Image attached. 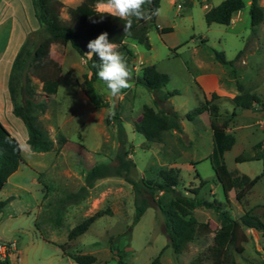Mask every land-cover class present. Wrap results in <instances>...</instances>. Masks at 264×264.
I'll return each instance as SVG.
<instances>
[{
  "label": "rangeland",
  "instance_id": "rangeland-1",
  "mask_svg": "<svg viewBox=\"0 0 264 264\" xmlns=\"http://www.w3.org/2000/svg\"><path fill=\"white\" fill-rule=\"evenodd\" d=\"M60 1L63 6L59 14L67 19L66 7L77 0ZM219 1L191 0L187 3L186 0H159L153 20L146 21L144 41L127 38L124 42L132 52L128 62L133 73L130 81L132 86L124 89L118 98H113L98 78L92 81V86L105 101L102 105L104 111H117L118 119L115 120L121 126L124 144L128 143V154L135 164L131 170L134 179L144 177L158 180L159 169L173 167L178 178L176 188L182 193L193 195L191 189L195 188V196L208 200L215 198L230 215L236 217L241 209H245V197L241 203H233L232 186L228 181L223 186L218 182L206 157L211 149L207 111L203 110L201 117L195 115L188 119L184 116L185 112L210 94H204L195 81V75L203 70L197 65L199 59L213 62L209 64L216 68L221 66L218 73L219 81L223 85L236 90L237 81L244 89L254 91L264 103V19L256 25L253 41H250L246 7L242 22L233 25L205 22L204 7L215 5ZM155 25L170 26L171 30L161 33ZM38 36V28L29 32L26 36L29 45ZM248 42L250 46L245 49ZM59 48L60 44L57 45V49ZM242 48L244 51L235 58L237 50ZM212 50L222 51L225 58L232 59V64L226 66L218 63ZM78 55L68 43L64 51L63 72L56 96L58 104L55 116L60 121L80 104L79 99L71 94L74 90V78L71 77L68 67L71 64L79 65ZM85 56H81L84 63ZM146 63H153L158 70L166 72L168 78L161 87L162 90L176 89L177 92L168 97L167 103L176 111L181 125L179 131L166 130L160 141L149 142L147 145L142 134L131 125L140 114L142 104L158 107L153 104V92L134 81V77L140 73V66ZM130 64H135V68ZM79 66L86 68L85 65ZM216 93L219 96L214 101L218 104L219 111L230 112L231 101L224 97V92L218 90ZM241 112L242 108L236 107L235 115L228 122L236 140L223 151L222 156L230 174L246 173L252 176L261 172L262 160L250 158L235 161L234 156L250 152L249 143L252 140L264 141V127L253 123L250 127L253 133L245 140V127H235L248 121L253 122L258 117L245 118ZM258 119L264 122V113ZM106 124L109 127L104 132L105 144L99 152L87 154L75 144H68L60 153L57 152L61 146L43 153L30 149L29 146L20 149L22 160L10 177L18 185L5 182L0 189V199L6 200L0 211V237L13 238L18 243L16 253L10 256L12 262L68 264V260L59 255L61 244L65 251L94 255V260L89 264H149L150 259L157 254L161 264H189L198 251L211 243L216 231L226 232L228 225L218 222L217 213L212 208H192L191 213L195 218L206 222L209 229L188 241L175 258L171 248L165 245L167 239L163 232L162 212L148 193H143L148 204L138 220L131 223L132 191L129 183L121 177L99 178L77 199H67L66 194L76 191L82 184L84 170L91 164L114 162L112 156L118 145L116 125L113 122ZM70 125L65 130L69 139L86 148L98 147L104 138L102 134L93 132L89 124L83 123L81 138L78 139ZM256 186L264 188V180L257 181ZM154 196L165 199L170 196V192L158 190ZM98 209L101 214L83 232L71 238L67 237L68 230L75 223ZM253 209L258 213L262 211L260 218L264 221V204H256ZM244 232V249L234 253L236 264H264V235L251 227H245ZM118 257L121 261L117 260Z\"/></svg>",
  "mask_w": 264,
  "mask_h": 264
},
{
  "label": "trees",
  "instance_id": "trees-1",
  "mask_svg": "<svg viewBox=\"0 0 264 264\" xmlns=\"http://www.w3.org/2000/svg\"><path fill=\"white\" fill-rule=\"evenodd\" d=\"M101 0H80L74 6H67V19H63L59 10L63 6L60 0H31L33 15L38 23V39L28 43V38L20 43L18 49L11 60L7 88L11 99V112L18 116L26 130V143L30 149L46 151L57 149L65 141V136L57 131L53 139L49 137L46 129L41 125L38 114L41 113L46 101L42 93L53 94L57 88V79L60 72L59 63L47 56H43L45 50L51 43L64 45L69 43L74 50L84 56L88 50L87 43L95 39L100 33L107 32L108 39L118 46V50L129 62L132 52L125 46V39L144 41L147 31V22L133 18L130 35L124 34V20L104 14L100 16V10L95 9L94 3ZM191 0H186L189 3ZM159 0H151L150 4H145V9L156 12ZM243 6V0H220L212 6L205 7L203 18L206 23L216 22L227 24L234 10ZM250 41H253L255 27L264 18V6L258 0H249L248 3ZM155 15V14H154ZM152 15L149 21L154 18ZM148 21V20H147ZM155 27L160 31L171 30L170 26ZM249 42L245 44L248 48ZM244 48L237 50L235 58L239 57ZM214 59L226 66L232 64V59L225 58L222 51L212 50ZM86 57V56H85ZM98 62V57L91 59L86 57L85 65L88 73L84 72L78 82L79 87L94 106H101L105 101L95 91L92 81L97 79L96 69L93 63ZM167 74L158 70L153 63H146L140 66L139 75L134 77V81L144 85L153 92L154 108L148 104L141 105L140 117L132 122V128L144 137L145 145L149 142L160 141L164 131L175 129L179 131L181 125L176 111L167 103L170 95L176 93V89L162 90L161 87L167 81ZM236 90L228 98L232 103L230 112L221 113L218 104L214 101L219 95L211 91L208 98H204L201 103L194 106L184 113V116L191 119L203 110L208 113L209 127L211 129V149L207 158L214 171L218 182L223 186L227 181L233 189V203H241V199L247 189L260 177L264 178V144L256 142L250 152L238 153L234 156L235 161L258 158L262 160V170L258 174L248 176L246 174H230L223 161V151L228 149L234 141V136L230 130H226L228 122L235 115V108H254L264 109V103L254 91L245 90L236 81ZM16 94L18 98H16ZM165 105V106H164ZM117 111L107 113L104 116L105 123L116 125V139L118 145L112 156L114 162H97L91 164L84 170L83 182L76 191L68 192L66 198L77 199L87 187L93 185L94 181L107 176L121 177L129 183L133 197V214L131 223L138 220L145 206L148 204L143 193H148L156 206L163 215V232L166 236V244L171 248L173 255L176 256L183 249L188 241L193 240L200 232L209 229L208 224L198 221L191 213V209L197 206L210 207L217 213L218 222L221 225H228L224 233L216 231L212 236V241L204 249L198 251L191 259L189 264H236L234 253L242 252V242L246 239L245 227L254 228L264 235V221L252 212L251 208L241 209L236 217H233L221 206L220 201L215 198L205 199L195 196V188L191 189L193 195L182 193L176 188L177 174L173 167L158 170L159 179L139 177L134 179L131 170L135 164L128 154V143L124 144L125 139L121 134V126L115 119H118ZM116 121V122H115ZM55 143V144H54ZM22 160L20 147L17 139L0 122V189L6 177L16 169ZM195 173H197L195 171ZM158 190L170 192V196L162 199V196H154ZM6 200L0 199V211ZM101 214V210L84 217L75 223L67 232V237H74L83 232L95 217ZM59 247L76 264H89L94 260V255L90 253H71L65 251L61 244ZM160 253V251H159ZM121 261L120 258H117ZM0 264H9L7 257L0 260ZM149 264H161L158 254L152 257ZM177 264V263H176Z\"/></svg>",
  "mask_w": 264,
  "mask_h": 264
},
{
  "label": "crops",
  "instance_id": "crops-1",
  "mask_svg": "<svg viewBox=\"0 0 264 264\" xmlns=\"http://www.w3.org/2000/svg\"><path fill=\"white\" fill-rule=\"evenodd\" d=\"M79 1L80 0H77L70 6H74ZM258 2L264 6V0H258ZM100 3L101 1L94 3L95 9L100 10L99 7ZM248 3L249 0H243V6L240 9H236L232 12L229 22L227 24L233 25L237 22L244 21L245 19L244 7L248 8ZM204 6L205 5L203 4V7ZM37 28H38V23L33 15L31 0H0V41H1L0 43V122L9 131V133L17 139L20 149L22 147L28 146V144L26 143V130L21 119L18 116H15L11 112L12 103L7 88V77H8L11 60L13 58L14 53L18 49L20 43L25 39V37L29 32ZM163 32H167V31H163ZM67 44L68 43L61 45V48L57 49L58 44L51 43L43 53V56H47L56 60L59 63L61 69L58 75L57 88L55 93L53 94L42 93V97L46 101V106L44 110L38 114V119L41 125L46 129L48 135L52 139H53V134L56 132V130H59L65 136V141L62 143L57 153H60L62 151V148H66L68 144H75L78 148H80L84 153L87 154H91V152H99L101 148H103V145L105 144L104 132H106V130L109 127V125L103 121L104 116L107 113L104 111L102 105L97 107L94 106L88 100V98L86 97V95L83 93V91L78 85L82 73L84 72L88 73L87 67L83 69L81 66H79V65H85L84 59L80 55H78L79 65L75 66L71 64V66H68L70 69L68 70L71 72L70 75L72 78H74L73 79L74 90L72 91L71 94L73 95V97H77L79 99L80 104L75 109H71V111L65 117V119H62L61 121L57 119V117L55 116L57 110V104H58L56 103L57 102L56 96L59 90L60 75L63 72L62 62L64 60V51L67 49ZM46 52L48 53L46 54ZM4 55H6L5 59H3ZM2 60H4L5 63ZM209 63H213V62H208L207 60L203 61L200 59L197 61V65L199 66V68L203 69L201 73L195 75V81L197 85L200 87L201 91H203L204 94H207L211 91L216 92L220 90L221 92H224L226 96L231 97L237 91L235 89L234 90L231 89V87L229 89L228 85L226 84L223 85V83L219 81L218 70L221 69L220 68L221 66L216 68V66L213 67ZM139 64L140 62H138V65ZM130 65L132 68H135L136 66L135 64H130ZM245 90L252 91L248 88H245ZM201 113L202 111L197 114L198 117L202 116ZM263 113L264 110L259 109L256 106L254 108H242V112H241V114L245 115V118L251 116L259 118V116H261V114ZM139 117L140 114H138L137 117L134 118V120H138ZM258 118L255 119L253 122L248 121L235 127L236 129L245 127V140L248 135H251L253 133L250 128L253 123H256L259 127H264V122H262ZM83 123L89 124V127L93 132H95L96 134H102V137H104L98 147L86 148L82 144L80 143L78 144L76 141L70 140L67 133H65L66 128L71 124L72 126L71 125L70 126L71 129L74 130L75 136L78 139L81 138V128ZM208 124H209V120H208ZM226 130H230L229 125L226 127ZM239 136L242 137L241 135ZM235 140L236 139L234 136L233 143L235 142ZM256 142H261V144H264V141L261 139L252 140L251 143H249L250 148ZM233 143L231 145H233ZM25 149H29V148H25ZM30 151L33 152V150ZM46 151H40V152L43 153ZM18 167L19 164L17 165L16 169H14L6 177L5 182H9L15 186L18 185L16 181L10 180L11 175H13V173L18 169ZM260 179L264 180L263 176H260L251 185V187L247 189V191L245 192V194L241 199L242 202L243 198L245 197V209L251 208L253 213L258 215L259 217L262 214V211L258 213L253 208L256 204H260V205L264 204V188L262 187L257 188L256 186V182L259 181ZM0 239L3 238L0 237ZM5 239H9V238H5ZM59 255L62 257L64 256L68 260V264H76L72 259L69 258V256L64 251L61 250ZM9 264H16V262H12L11 258H9Z\"/></svg>",
  "mask_w": 264,
  "mask_h": 264
},
{
  "label": "clouds",
  "instance_id": "clouds-1",
  "mask_svg": "<svg viewBox=\"0 0 264 264\" xmlns=\"http://www.w3.org/2000/svg\"><path fill=\"white\" fill-rule=\"evenodd\" d=\"M150 3L151 0H101L100 16L107 14L124 20V34L130 35L133 18L147 21L155 14L144 7ZM86 47L87 57H98V62L93 63L92 67L96 69V77L113 98H118L124 89L132 86L130 81L133 73L128 61L118 50V46L108 39L107 32L90 40Z\"/></svg>",
  "mask_w": 264,
  "mask_h": 264
},
{
  "label": "built area",
  "instance_id": "built-area-1",
  "mask_svg": "<svg viewBox=\"0 0 264 264\" xmlns=\"http://www.w3.org/2000/svg\"><path fill=\"white\" fill-rule=\"evenodd\" d=\"M178 5V4H177ZM17 251V243L13 238L2 240L0 239V260L7 257L10 258L11 254Z\"/></svg>",
  "mask_w": 264,
  "mask_h": 264
}]
</instances>
